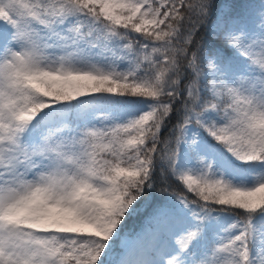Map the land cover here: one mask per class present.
Listing matches in <instances>:
<instances>
[{"label": "snow or ice", "instance_id": "obj_1", "mask_svg": "<svg viewBox=\"0 0 264 264\" xmlns=\"http://www.w3.org/2000/svg\"><path fill=\"white\" fill-rule=\"evenodd\" d=\"M0 264H264V0H0Z\"/></svg>", "mask_w": 264, "mask_h": 264}, {"label": "trees", "instance_id": "obj_2", "mask_svg": "<svg viewBox=\"0 0 264 264\" xmlns=\"http://www.w3.org/2000/svg\"><path fill=\"white\" fill-rule=\"evenodd\" d=\"M138 227V222L135 220H132L128 224V229L129 230H135Z\"/></svg>", "mask_w": 264, "mask_h": 264}]
</instances>
